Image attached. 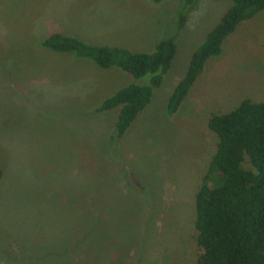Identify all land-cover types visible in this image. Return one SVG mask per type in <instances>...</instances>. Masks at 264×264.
<instances>
[{"label": "rangeland", "instance_id": "1", "mask_svg": "<svg viewBox=\"0 0 264 264\" xmlns=\"http://www.w3.org/2000/svg\"><path fill=\"white\" fill-rule=\"evenodd\" d=\"M180 2L0 0V264H195L194 192L215 144L206 119L244 98L264 103V11L226 35L167 114L230 3L194 0L161 85L117 140L118 107L94 108L147 75L39 45L59 33L149 51L176 31Z\"/></svg>", "mask_w": 264, "mask_h": 264}, {"label": "trees", "instance_id": "2", "mask_svg": "<svg viewBox=\"0 0 264 264\" xmlns=\"http://www.w3.org/2000/svg\"><path fill=\"white\" fill-rule=\"evenodd\" d=\"M180 1L176 31L157 40L149 51L91 45L59 33L39 40L43 48L70 52L100 68H118L134 80L147 75L145 84L129 82L94 108L101 112L118 107L112 132L116 140L148 104L170 68L176 52L175 38L185 24L186 9L194 0ZM261 10L264 11V0H230L190 54L181 78L167 96V114L176 111L205 61L220 52L226 35L240 21ZM262 29L264 42V23ZM206 127L215 135V144L194 192L195 264H264V103L244 98L228 112L210 114Z\"/></svg>", "mask_w": 264, "mask_h": 264}]
</instances>
